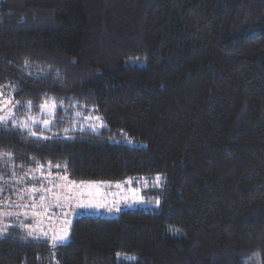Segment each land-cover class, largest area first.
<instances>
[{"label":"trees","instance_id":"16d2710c","mask_svg":"<svg viewBox=\"0 0 264 264\" xmlns=\"http://www.w3.org/2000/svg\"><path fill=\"white\" fill-rule=\"evenodd\" d=\"M0 92V183L41 165L162 189L63 245L13 228L0 264H264V0H0ZM53 101L47 130L22 126ZM79 112L98 132L58 135Z\"/></svg>","mask_w":264,"mask_h":264},{"label":"rangeland","instance_id":"374dc122","mask_svg":"<svg viewBox=\"0 0 264 264\" xmlns=\"http://www.w3.org/2000/svg\"><path fill=\"white\" fill-rule=\"evenodd\" d=\"M2 93L0 116L7 121L12 115V104L9 103L11 99ZM48 105L49 107L41 108L35 115V122L28 116L26 120H22V126L28 125L29 129L39 126L42 130H47L50 125L48 117L53 113L51 103ZM73 119V122L63 124L64 128L58 135L67 136L65 134L76 131L97 133L101 124L99 118L91 113L79 112L73 115ZM45 120L49 121L47 126L43 123ZM49 135V132L41 134L47 137ZM111 142L141 145L129 139H114ZM21 173L4 181L6 184L0 183V235L17 228L24 238L46 240L51 246L63 245L68 241L71 223L78 216L109 218L122 212L147 211L158 206L162 193L158 183L147 186L145 181L135 178L115 182L72 181L51 166L39 165ZM171 234L177 235L175 232ZM60 237L64 239L60 240ZM50 252L43 262L58 264L56 253ZM118 259L134 261L132 256L122 255Z\"/></svg>","mask_w":264,"mask_h":264},{"label":"snow or ice","instance_id":"6c2138e0","mask_svg":"<svg viewBox=\"0 0 264 264\" xmlns=\"http://www.w3.org/2000/svg\"><path fill=\"white\" fill-rule=\"evenodd\" d=\"M2 97H3V93L0 92V103H2ZM9 103H11V101H9ZM29 106H31V102H29ZM47 107H49V105H48L47 102H45L43 105H41V108H47ZM51 107L53 109H55L56 105H55V102L54 101L52 102ZM0 110H2V108H0ZM29 119H33V122H35L34 118L29 117ZM5 121H6V118L3 117V116H0V123H4ZM43 123L45 124V126H47L49 124V121L48 120H45V121H43ZM31 135L35 136L36 133L35 132H32ZM6 155H9V154H6ZM57 167H59V166L57 165ZM64 179H67V177H64ZM66 199H67V197H66ZM59 239L60 240H63L64 237H60Z\"/></svg>","mask_w":264,"mask_h":264}]
</instances>
